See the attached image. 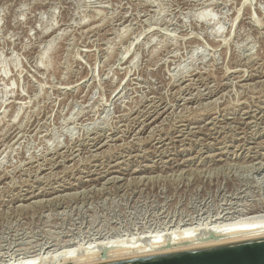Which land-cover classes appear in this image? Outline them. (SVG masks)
<instances>
[{
    "label": "rangeland",
    "instance_id": "obj_1",
    "mask_svg": "<svg viewBox=\"0 0 264 264\" xmlns=\"http://www.w3.org/2000/svg\"><path fill=\"white\" fill-rule=\"evenodd\" d=\"M263 110L264 0H0V262L244 218Z\"/></svg>",
    "mask_w": 264,
    "mask_h": 264
},
{
    "label": "bare ground",
    "instance_id": "obj_2",
    "mask_svg": "<svg viewBox=\"0 0 264 264\" xmlns=\"http://www.w3.org/2000/svg\"><path fill=\"white\" fill-rule=\"evenodd\" d=\"M122 15V14H121ZM126 19V18H124ZM122 20V19H121ZM120 22V21H119ZM123 26V25H122ZM125 62V61H124ZM253 68V67H252ZM240 69V68H239ZM246 69V68H245ZM229 70V69H228ZM228 70H226L228 72ZM235 72V71H234ZM250 72V71H249ZM256 72V71H255ZM226 74V73H225ZM244 74V73H243ZM242 74V75H243ZM262 74V73H261ZM245 75V74H244ZM239 77V76H238ZM194 78V77H193ZM241 78V77H240ZM199 79V78H198ZM197 79V80H198ZM245 79V78H244ZM201 80V79H200ZM232 80V79H231ZM238 80V79H237ZM254 80V79H253ZM235 81V80H233ZM261 81V80H260ZM240 82V81H239ZM184 83V82H183ZM234 83V82H233ZM249 83V82H248ZM254 83V82H252ZM235 84V83H234ZM187 85V84H186ZM185 85V86H186ZM234 86V85H233ZM252 86V85H251ZM199 89V88H198ZM222 89V88H221ZM116 91V90H115ZM189 91V90H187ZM200 92V91H199ZM181 93V92H180ZM184 93V92H183ZM192 93V92H191ZM199 94V93H198ZM203 96V95H202ZM187 97V96H186ZM190 97V96H189ZM197 98V97H196ZM216 99V98H215ZM208 103V102H207ZM176 104V103H175ZM205 104V103H204ZM155 105V104H154ZM168 105V104H167ZM157 106V105H156ZM172 107V106H171ZM250 107V106H249ZM158 108V107H157ZM248 108V107H247ZM165 109V108H164ZM148 110V109H147ZM146 110V111H147ZM153 110V109H152ZM247 110V109H246ZM254 111V110H253ZM256 111V110H255ZM264 111V110H263ZM145 112V111H144ZM248 113V112H247ZM255 113V112H254ZM150 114V113H148ZM164 114V113H163ZM250 114V113H249ZM144 115V114H143ZM254 115V114H253ZM252 115V116H253ZM145 116V115H144ZM257 117V114L254 115ZM155 117V116H154ZM213 117V116H212ZM243 117V116H242ZM255 118V117H254ZM261 118V117H260ZM264 118V116H263ZM135 119V118H134ZM155 119V118H154ZM216 120V118H215ZM247 120V119H246ZM252 120V119H250ZM260 120V119H259ZM135 121V120H134ZM254 121V120H253ZM187 122V121H186ZM249 122V121H248ZM258 123V122H256ZM252 124V123H251ZM254 124V123H253ZM263 124V123H262ZM137 125V123H136ZM250 125V124H249ZM259 125V124H258ZM251 126V125H250ZM257 126V125H256ZM260 126V125H259ZM213 127V126H212ZM144 128V127H142ZM198 128V127H197ZM253 128V127H252ZM243 129V128H242ZM134 130V129H133ZM136 130V129H135ZM187 131V129H185ZM222 130V129H221ZM261 130V129H260ZM211 131V130H210ZM223 131V130H222ZM193 134V133H192ZM104 137V136H103ZM228 137V136H227ZM232 137V136H231ZM99 138V137H98ZM97 138V139H98ZM225 138V137H224ZM96 139V138H95ZM94 139V140H95ZM179 139V138H177ZM184 139V138H183ZM219 140V139H218ZM139 141V140H138ZM196 141V140H195ZM238 141V140H237ZM243 141V140H242ZM252 141V140H251ZM106 142V141H105ZM133 142V141H132ZM185 142V141H184ZM108 143V142H107ZM114 143V142H113ZM165 143V142H164ZM211 143V142H210ZM230 143V142H229ZM247 143V142H246ZM103 144V143H100ZM190 144V143H189ZM213 144V143H212ZM236 144V143H235ZM243 144V143H242ZM249 144V143H248ZM259 145V143H257ZM176 146V145H175ZM237 147V146H236ZM259 147V146H258ZM158 148V147H157ZM235 148V147H234ZM239 148V147H238ZM251 150V147H249ZM166 149V148H165ZM231 149V148H230ZM245 149V148H244ZM259 149V148H258ZM108 150V149H107ZM202 150V149H201ZM239 150V149H238ZM92 151V150H91ZM198 151V150H196ZM230 151V150H229ZM247 151V150H246ZM98 152V151H97ZM166 152V151H165ZM222 152V151H221ZM250 152V151H249ZM168 153V152H167ZM213 153V152H212ZM96 154V153H95ZM257 154V153H256ZM123 155V154H122ZM196 155V154H194ZM211 155V154H210ZM216 155V154H215ZM239 155V154H238ZM130 156V155H129ZM262 156V155H261ZM197 157V156H196ZM207 157V156H206ZM254 157V156H252ZM111 158V157H110ZM127 158V157H126ZM63 159V158H62ZM166 159V158H165ZM232 159V158H231ZM237 159V158H236ZM130 160V159H129ZM185 160V159H184ZM63 161V160H62ZM117 161V160H116ZM120 161V160H119ZM131 161V160H130ZM234 161V160H233ZM264 161V159H263ZM263 161L256 162L255 161H249L251 163L250 165L258 164V167H255L256 172H261L264 170V163ZM49 162V161H48ZM135 162V161H134ZM200 162V161H198ZM223 162V161H222ZM239 162V161H238ZM237 162V163H238ZM255 162V163H254ZM197 163V161H196ZM246 163V162H244ZM248 163V162H247ZM248 163V165H249ZM103 164V163H102ZM113 164V163H112ZM154 164V163H153ZM239 164V163H238ZM243 164V163H242ZM46 165V164H45ZM106 165V164H105ZM119 165V164H118ZM209 165V164H208ZM245 165V164H244ZM243 165V167H244ZM56 166V164H55ZM115 166V165H114ZM147 166V165H146ZM217 166V165H216ZM257 166V165H256ZM164 167V166H163ZM246 167V166H245ZM253 167V166H252ZM43 168V167H42ZM94 169V168H93ZM112 169V168H111ZM115 169V168H114ZM139 169V168H138ZM145 169V168H144ZM160 169V168H159ZM118 170V169H117ZM251 170V167H250ZM254 170V168H252ZM139 171V170H138ZM145 171V170H144ZM99 172V171H98ZM106 172V171H105ZM108 172V171H107ZM110 172V171H109ZM35 173V172H34ZM264 173V172H263ZM82 175V174H81ZM105 175V174H104ZM109 175V174H108ZM259 175V174H258ZM263 175V174H262ZM119 176V175H118ZM131 176V175H130ZM257 176V175H256ZM261 176V175H260ZM141 177V176H140ZM150 177V176H149ZM154 177V176H153ZM1 178V177H0ZM94 178V177H93ZM107 178V177H106ZM105 178V179H106ZM110 178V177H109ZM112 178H114L112 176ZM263 178V176H262ZM81 179V178H80ZM150 179V178H149ZM109 181V179H108ZM127 181V180H126ZM136 181V180H135ZM97 182V181H96ZM106 182V181H105ZM113 182V180H112ZM123 182V181H122ZM73 184V183H72ZM87 184V183H86ZM106 184V183H105ZM129 184V183H128ZM71 185V184H70ZM126 185V184H125ZM104 186V185H103ZM111 186V185H110ZM38 187V186H37ZM72 187V186H71ZM92 187V186H91ZM113 187V186H112ZM36 188V187H34ZM55 188V187H54ZM77 188V187H76ZM109 188V187H108ZM46 189V188H45ZM56 189V188H55ZM73 189V188H72ZM30 190V189H29ZM71 190V189H70ZM40 191V190H39ZM77 191V190H76ZM249 191V190H248ZM28 192V191H27ZM30 192V191H29ZM231 192V191H230ZM229 192V193H230ZM236 192V191H235ZM234 192V193H235ZM260 192V191H259ZM44 193V192H43ZM64 193V192H63ZM228 193V192H227ZM249 193V192H248ZM35 194V193H34ZM28 194V196L25 194L22 197V200H29L32 197H35V195ZM66 195V193H64ZM63 194V195H64ZM74 194V193H73ZM72 194V195H73ZM41 195V194H40ZM45 195V194H43ZM256 195V194H255ZM75 196V195H74ZM262 196V195H261ZM20 197V198H21ZM65 197V196H64ZM225 198V197H223ZM40 201V199H39ZM38 201V202H39ZM256 201V199H255ZM264 201V199H263ZM35 202V201H34ZM33 202V203H34ZM43 202V199L42 201ZM260 203V201H258ZM32 203V204H33ZM37 203V202H36ZM241 203V202H240ZM238 204V206L240 205ZM28 204V203H27ZM26 204V206H27ZM48 204V203H47ZM246 205V203H243ZM36 205V204H35ZM38 205V204H37ZM44 205V204H43ZM51 205V204H50ZM58 205V204H57ZM224 205V204H223ZM230 205V204H229ZM228 205V206H229ZM233 205V204H232ZM260 205V204H259ZM251 206V207H242V214L245 215L244 218L238 219V220H233L231 219L230 216L228 218V213L231 212H225L223 213L224 215H221L220 218L223 220H226L224 223H216L212 226H208V223L204 222V228L200 227V224H197L200 228L196 227V224L193 225L192 223H189V221L186 225H184L182 228H177V231H171L170 233L168 232L167 237L165 234L161 233L160 231H156L155 233H148L143 235H137V237H124L128 241V243L124 244L122 241L123 239L119 238L121 242L119 244L115 245V240H110V239H101L98 240L93 237L94 239L91 241H87L86 247L83 246L82 248V243H80V246L77 244L79 247L83 249V251L76 250L74 247L70 246V243L68 245H64L60 248L57 247V249H47L46 251L42 249L38 253L34 254H26L18 258H14L13 260L10 259H5L0 262V264H94V263H99V262H104L112 259H117V258H123V257H130V256H136V255H142V254H149V253H156V252H163V251H171V250H179V249H185V248H190V247H195V246H200V245H205V244H210V243H218V242H225V241H233V240H240V239H248V238H254V237H261L264 236V203L260 206ZM25 206V207H26ZM30 206V205H28ZM39 206V205H38ZM243 206V205H242ZM24 207V206H23ZM43 207V206H42ZM41 207V208H42ZM226 207V206H225ZM237 207V206H236ZM22 208V207H21ZM30 208V207H28ZM27 208V209H28ZM38 208V207H37ZM44 208V207H43ZM205 208V207H204ZM223 208V207H222ZM25 209V208H24ZM55 209V208H54ZM227 209V208H225ZM235 209V208H234ZM238 209V208H237ZM241 209V207H240ZM221 210V209H220ZM233 210V209H232ZM239 210V209H238ZM17 211V210H16ZM224 211V210H223ZM204 212V211H203ZM222 212V211H221ZM21 213V212H18ZM234 213V212H233ZM241 213V212H240ZM222 214V213H221ZM22 215V214H21ZM216 215V214H215ZM214 215V216H215ZM217 215L218 212H217ZM227 215L226 217H224ZM231 215V214H230ZM236 215V214H235ZM234 215V216H235ZM237 216V215H236ZM240 216V215H239ZM167 217V216H166ZM181 217V216H180ZM183 217V216H182ZM208 217V216H207ZM241 217V216H240ZM239 217V218H240ZM187 218V217H186ZM206 218V217H205ZM225 218V219H224ZM174 219V218H173ZM211 218H209L210 220ZM219 217H216L215 220H218ZM235 219V218H234ZM213 220V219H212ZM213 220V222L215 221ZM232 220V221H231ZM166 221V220H165ZM179 221V220H178ZM177 221V222H178ZM181 221V220H180ZM186 221V220H185ZM208 221V220H207ZM206 221V222H207ZM171 222V221H170ZM182 222V221H181ZM180 222V223H181ZM202 222V221H201ZM211 224V223H210ZM173 225V224H172ZM171 226V225H170ZM179 226V225H178ZM177 226V227H178ZM182 226V225H181ZM176 227V226H175ZM163 228V227H162ZM162 230V229H161ZM148 232V231H147ZM104 234V233H103ZM142 234V233H141ZM108 235V234H107ZM129 235V234H128ZM133 235V234H132ZM117 236V235H115ZM100 237V236H99ZM122 237V236H121ZM20 238V237H19ZM91 238V237H90ZM101 238V237H100ZM99 238V239H100ZM112 238V237H111ZM89 239V238H87ZM125 240V239H124ZM140 240H145L141 241ZM23 241V240H22ZM29 240H27L28 242ZM64 241V240H63ZM71 241V240H70ZM54 242V241H53ZM52 242V243H53ZM61 242V241H60ZM76 242V241H75ZM56 243V241H55ZM54 243V244H55ZM46 244V243H45ZM51 244V243H50ZM53 244V245H54ZM60 244V243H58ZM63 244V243H62ZM122 244V245H120ZM36 245V244H35ZM41 245V244H40ZM75 245V244H74ZM46 246V245H45ZM8 247V246H7ZM25 247V246H24ZM30 247V246H29ZM48 247V244H47ZM27 248V247H25ZM24 248V249H25ZM32 248V247H30ZM34 248V247H33ZM32 248V249H33ZM37 248V247H36ZM35 248V249H36ZM54 248V247H53ZM15 249V248H14ZM23 249V247H22ZM23 249V250H24ZM28 249V248H27ZM34 249V251H35ZM78 249V248H77ZM11 250V249H10ZM17 250V248H16ZM31 250V249H30ZM39 250V249H38ZM13 251V250H12ZM26 251V250H24ZM28 251V250H27ZM6 252V251H5ZM14 252V251H13ZM2 253V252H0ZM20 253V252H19ZM18 253V254H19ZM29 253V252H28ZM9 254V253H8ZM23 254V252H22ZM1 255V254H0ZM4 255V254H3ZM12 255V254H11ZM15 255V254H14ZM17 256V255H16ZM15 256V257H16ZM10 257V256H9ZM8 258V257H7Z\"/></svg>",
    "mask_w": 264,
    "mask_h": 264
},
{
    "label": "water",
    "instance_id": "obj_3",
    "mask_svg": "<svg viewBox=\"0 0 264 264\" xmlns=\"http://www.w3.org/2000/svg\"><path fill=\"white\" fill-rule=\"evenodd\" d=\"M94 264H264V236L123 257Z\"/></svg>",
    "mask_w": 264,
    "mask_h": 264
}]
</instances>
